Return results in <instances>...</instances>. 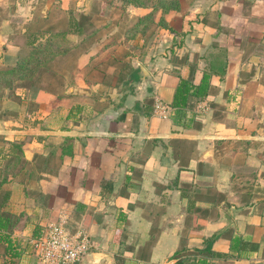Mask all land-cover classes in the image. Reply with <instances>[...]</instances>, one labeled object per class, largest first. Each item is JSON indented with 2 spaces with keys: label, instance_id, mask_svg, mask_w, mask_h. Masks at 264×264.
Listing matches in <instances>:
<instances>
[{
  "label": "crops",
  "instance_id": "0c3cea01",
  "mask_svg": "<svg viewBox=\"0 0 264 264\" xmlns=\"http://www.w3.org/2000/svg\"><path fill=\"white\" fill-rule=\"evenodd\" d=\"M181 12L192 17L168 15L165 50L112 89L92 123L55 130L47 117L37 127L0 117V147L25 142V174L7 186L26 223L14 242L31 247L65 215L93 246L76 264H176L187 191L208 210L190 246L222 234L213 250L232 258L217 264H264V0H181ZM204 75L212 96L190 98L181 115L145 114L148 100L173 102L180 78Z\"/></svg>",
  "mask_w": 264,
  "mask_h": 264
},
{
  "label": "trees",
  "instance_id": "16d2710c",
  "mask_svg": "<svg viewBox=\"0 0 264 264\" xmlns=\"http://www.w3.org/2000/svg\"><path fill=\"white\" fill-rule=\"evenodd\" d=\"M152 1L153 0H150V2L147 3L148 1L146 2L143 0H122V3L124 5H137L138 7L152 8L151 13L143 17V19H149V21H154L156 15H158L160 11L164 18L167 14L169 15L172 12L179 13L181 10V0H157L150 6ZM66 18V31L62 33H56L51 29H38L35 32L27 29L23 33V36L27 39L25 43L27 52L24 55L16 56V63L11 68L0 70V77L7 81L9 80V84L6 85V87L10 88L11 92L9 93L10 96L8 95L5 97V92L1 90L0 102L5 99L14 101L18 104L20 110L17 114H11L6 110L2 112L1 118L9 115L13 116L15 121H20L22 116L23 118L20 122L25 126L30 124L32 127H37L43 123V120L39 119V113L43 107H46L44 110L47 114L66 111L67 113L64 117L65 121L72 122L74 126H77L87 118H96L107 109L108 102L102 103L100 97L89 99V97L83 95L68 94L66 96L61 95L54 97L49 101L43 98V93L47 90L40 87L44 75L52 73L54 66L60 63L64 56L68 58L74 50L76 51L79 48V45H76L74 48L72 47L73 49L70 48L71 50L65 49L64 52H60L59 49L55 51V48H58V45L61 43L60 39H66L71 36L82 37L92 28L90 26H93L90 19L91 17L86 14L75 15L74 12H70ZM160 22L165 24L164 26L166 29L174 32V29L167 25L165 19H162ZM18 45L19 44H16L15 46L20 47V45ZM106 48H108V46H104L100 49L99 53L87 57V60H85L84 57L82 59L80 57V61L72 65L74 73L84 66V68L88 67L90 62L95 59L98 61H96L93 67L94 69L100 68V65H105L109 58H111L110 55L106 53L104 55L105 58L103 57L102 59H99L98 56L100 55V57H102V52ZM172 54L174 55L175 53L173 52ZM73 55L76 56L75 53ZM101 73L105 78H103L104 81L101 80L99 83L104 82L112 85V77L103 72ZM211 89L212 84L210 76L208 75H204L199 84L195 83L193 76L180 78L173 102L170 106L175 112L177 111L178 114L181 115L188 106L190 98L193 97L200 100L206 99L212 96L213 93ZM87 100L91 103L89 101V103H87ZM153 101L152 99L148 100L145 104V108L147 109L145 114L147 116H152L154 114L155 103ZM63 129H66V127ZM4 144L3 147H0V259H2V264H35L33 255L31 254L32 246H24L20 241L16 244V242L13 241L12 236L16 234V231L24 230L26 223L23 222L24 219L22 216L10 210L12 191L7 188L9 184L13 183L15 180H20V177L25 174L24 171L27 164L23 152V145L25 142L5 141ZM182 198H187L188 200L185 208L187 217L180 248L173 256V259L176 260V264H217V261L231 259L232 256L230 253H221L213 250L214 243L222 234H216L213 237L203 239L202 247L190 246L193 238L190 235L191 231L193 229L201 230L206 226L207 221L205 219V214L208 210L196 206V202L191 200L187 191H183ZM123 232L122 230V233ZM34 238H38L37 234L34 235ZM234 244L235 241H232V252L236 247L233 246ZM121 264L126 263L122 262Z\"/></svg>",
  "mask_w": 264,
  "mask_h": 264
},
{
  "label": "rangeland",
  "instance_id": "374dc122",
  "mask_svg": "<svg viewBox=\"0 0 264 264\" xmlns=\"http://www.w3.org/2000/svg\"><path fill=\"white\" fill-rule=\"evenodd\" d=\"M143 1L150 2V0ZM155 1L157 0H153L150 6ZM151 11L152 8L148 7L124 5L122 0H0V36L4 39L3 44L0 40V50L2 55L7 57L6 60L0 61V70L11 68L16 63V56L24 55L27 52L25 49L27 39L23 36L27 29L32 32L38 29H51L56 33H62L66 31L68 13L86 14L91 17L93 26L90 27L92 28L82 37L71 36L60 39L61 43L58 48H55V51L59 49L60 52H64L65 49L74 48L76 45H79V48L74 50L68 58L64 56L60 63L54 66L52 73L45 74L40 87L47 89L46 92H42L43 98L47 101L61 95L78 94L87 96L89 99L100 97V101L108 102L109 106L111 99L109 95L117 93L112 89L116 86L121 87L129 81L132 71L138 65L141 66L145 62H149L152 57L154 58V55L157 56L160 50L163 52L165 42L172 38L171 31L165 28L164 23L160 22L165 19L167 25L170 26L168 14L163 18L160 11L154 21L143 19ZM182 14V12L175 14V18L184 20V17L187 16H182ZM191 17L190 13L187 19ZM16 44L22 48L15 46ZM104 46H108V48L102 52V57L100 55L98 57L102 59L105 58L106 53L110 55L111 58L105 65L94 69L93 67L98 61L95 59L90 62L88 67L84 68V66L74 73L72 65L77 64L80 57L87 60V57L99 53V50ZM7 47L11 49L9 50ZM74 53L76 56L73 55ZM11 57L13 59H10ZM101 72L112 77L111 86L104 82L99 83L105 78ZM0 79V91L5 92V97L10 96V88L6 87L9 80L2 77ZM88 101L87 103L90 102ZM45 108L43 107L39 116L47 117L55 130L72 124L64 119L66 111L47 114ZM0 109L1 113L7 110L11 114H17L20 110L16 102L7 99L0 102ZM5 118L13 120V116L7 115ZM21 118L23 117L21 116ZM94 119L87 118L82 123H92L91 121ZM33 261L36 264L34 256ZM0 264H2V259H0Z\"/></svg>",
  "mask_w": 264,
  "mask_h": 264
},
{
  "label": "built area",
  "instance_id": "2783aa9c",
  "mask_svg": "<svg viewBox=\"0 0 264 264\" xmlns=\"http://www.w3.org/2000/svg\"><path fill=\"white\" fill-rule=\"evenodd\" d=\"M175 110L160 100L155 101V113L168 117ZM66 216L52 222L40 237L31 241L36 264H76L92 251V242L82 228L72 231L66 225Z\"/></svg>",
  "mask_w": 264,
  "mask_h": 264
},
{
  "label": "water",
  "instance_id": "95a60500",
  "mask_svg": "<svg viewBox=\"0 0 264 264\" xmlns=\"http://www.w3.org/2000/svg\"><path fill=\"white\" fill-rule=\"evenodd\" d=\"M143 70H144V68H143ZM225 220H226V222H227V226H226V228L224 229V231H225V230H228L230 227H232V226L234 225V222L232 221V219H231L229 216H226V217H225ZM96 257L99 258V255H96Z\"/></svg>",
  "mask_w": 264,
  "mask_h": 264
}]
</instances>
